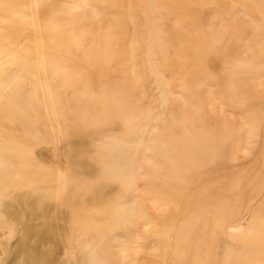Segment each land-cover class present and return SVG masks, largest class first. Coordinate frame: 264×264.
Instances as JSON below:
<instances>
[{
    "label": "rangeland",
    "instance_id": "obj_1",
    "mask_svg": "<svg viewBox=\"0 0 264 264\" xmlns=\"http://www.w3.org/2000/svg\"><path fill=\"white\" fill-rule=\"evenodd\" d=\"M67 1L66 17L89 15L80 21L78 33L81 41L92 42L90 46L77 45L71 34L62 42V51L54 43L51 50V37L40 32L36 22L26 25L12 7H0V53L19 44L21 51L13 65L29 70L17 76L8 90L17 81L29 86L37 70L43 72V58L60 57L62 71L76 68L74 74L91 83L92 91L83 104L84 120L89 121L103 111L93 100L102 94V86L111 88L107 82L117 75L118 85H112L115 103L106 110L112 129H71L73 118L63 125L46 109L50 124H32L37 129H32L35 135L25 146H31L33 160L27 158L23 166L56 175L64 172L66 178L76 175L70 150H76L75 156L78 150L99 153V144L91 141L90 133L100 131L101 141L117 134L128 139L132 151L138 150V162L143 165L142 173L136 174L143 189L130 192L134 185H125L132 189L116 197L117 202L131 200L133 193L132 215L120 231L124 234L121 248L131 262L264 264V0H153L161 45L148 37L145 1ZM100 32L105 33L107 45L95 49ZM44 46L48 50L43 53ZM148 48L154 49L155 63L164 73L174 76L171 87L185 91L169 93L166 108L159 104L162 89L147 60ZM99 49L104 52L94 61ZM96 67L105 68L104 76ZM128 67L134 70L129 72ZM100 78L106 79L105 84ZM84 86H78V93ZM124 99L140 103L142 119L148 110L164 113L151 119L153 126L123 129ZM9 135L2 132L3 146L9 143ZM83 136L88 140L83 141ZM114 197L104 199L109 202ZM152 198L161 204L159 209L146 204ZM103 214H108L106 208ZM10 220L16 227L22 225ZM5 229L0 227V231ZM19 236L18 228L6 231L0 243V264H16L14 255L6 258L2 251L5 245L14 250Z\"/></svg>",
    "mask_w": 264,
    "mask_h": 264
},
{
    "label": "bare ground",
    "instance_id": "obj_2",
    "mask_svg": "<svg viewBox=\"0 0 264 264\" xmlns=\"http://www.w3.org/2000/svg\"><path fill=\"white\" fill-rule=\"evenodd\" d=\"M133 1L130 0L131 3ZM140 1H145L142 3L147 7L144 8V20L148 26V37L154 43L161 45L162 30L154 1ZM171 1L179 3L180 0ZM67 4H70L67 0H34L32 4L27 2L22 4L17 0H0L1 8L12 7L13 12L24 19L26 25H30L29 22L33 24L36 22L39 31L51 37L52 44L50 45L49 42V48L52 50L53 43L57 44L59 52L63 50L62 42L71 34L75 35L77 45L90 46L92 43L81 41L78 33L80 21L89 15L79 13L76 18L66 17L65 12L70 8ZM129 12L133 13L132 6ZM83 33L87 37L86 29ZM104 34L100 32L96 37L94 48L97 46L103 48L107 45ZM14 46L8 48L6 54L0 53V96L4 99L0 102V137L2 132L10 134V141L5 144L6 146L0 141V212L9 214V217H3L0 213V227L6 228L5 231H0V243L3 244L2 238L6 231L18 228L20 236L16 248L12 250L5 245L3 254H6V258L14 255L16 264H135L121 248L124 234L120 232L125 228L123 223L132 215L133 207L130 203L133 201V193L129 194L131 200L127 198L128 200L117 202L116 198L124 191L132 189L124 188L125 185H134L130 192L135 190L140 192L143 189L136 179V174L142 173L143 165L138 162L141 158L138 150L132 151L128 139L115 134L101 141L100 131H93L90 133L91 141L94 139L95 143L98 142L99 153L91 155L78 150L75 156L76 150H70L73 151L70 154L77 173L68 175L67 178L64 172L56 175L50 171L39 172L23 166L27 158L33 160L31 146H25V143L35 135L32 129H37L32 124L44 123L47 127L50 120L46 116L50 111L63 125L64 123L67 125L73 118L71 129H83V127L112 129L110 128L112 118L108 116L106 110L110 103H115L112 85H118L117 75L107 82L111 88L102 86V94L93 100L96 106L100 105L103 108V111H98L95 118L86 121L84 105L89 92L92 91L91 83L88 81L85 83L84 76L74 74L76 68L69 73L62 71L61 68L64 66L60 65L62 61L60 57L43 58V72L37 70L36 73L38 79L33 78L29 86L17 81L15 87L8 90L10 83L17 76H22V72H29V70L17 69L13 65L17 61L15 56L21 51L17 48L19 44ZM43 50L44 53L48 48L44 46ZM103 52L104 49H99L94 61L99 60ZM153 52L154 49L148 48L147 60L162 89L159 104L166 108L170 103L169 93L183 94L185 91L174 90L171 87L174 76L171 78V75L165 74L155 63ZM6 62L8 64L1 67V64ZM128 68L129 72L134 70V67ZM95 69L98 74L104 76L105 68ZM100 79L101 83L105 84L106 79ZM80 84L85 86L78 93L77 88ZM68 93L70 97L67 96ZM181 96L185 97V95ZM122 108L124 111H121L120 115L124 119L123 129L153 126L151 119L160 117L164 113L163 110L158 112L148 110L145 118L142 119L143 107L138 101L125 102ZM80 138L83 141L88 140L86 136ZM78 141H75V145ZM24 185L28 187L22 188ZM108 195L115 196L116 201L106 202L104 198ZM146 204L154 209H159L161 206L155 198L148 199ZM105 208L108 214L100 215ZM12 218L22 225L14 226L10 220ZM223 228H226L224 224ZM140 230L144 232L146 229ZM48 243L52 244L48 246ZM261 246L259 244V247ZM62 254H66V257ZM112 258L114 261H111Z\"/></svg>",
    "mask_w": 264,
    "mask_h": 264
}]
</instances>
